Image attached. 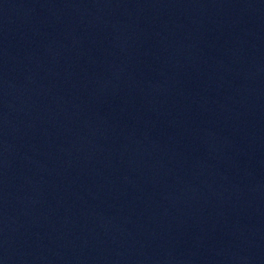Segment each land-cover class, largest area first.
Listing matches in <instances>:
<instances>
[{
    "label": "water",
    "instance_id": "95a60500",
    "mask_svg": "<svg viewBox=\"0 0 264 264\" xmlns=\"http://www.w3.org/2000/svg\"><path fill=\"white\" fill-rule=\"evenodd\" d=\"M0 264H264L251 0H0Z\"/></svg>",
    "mask_w": 264,
    "mask_h": 264
}]
</instances>
